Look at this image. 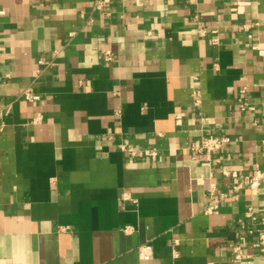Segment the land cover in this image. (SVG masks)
I'll return each instance as SVG.
<instances>
[{
  "label": "crops",
  "instance_id": "0c3cea01",
  "mask_svg": "<svg viewBox=\"0 0 264 264\" xmlns=\"http://www.w3.org/2000/svg\"><path fill=\"white\" fill-rule=\"evenodd\" d=\"M259 170L264 0H0V264H264Z\"/></svg>",
  "mask_w": 264,
  "mask_h": 264
},
{
  "label": "built area",
  "instance_id": "2783aa9c",
  "mask_svg": "<svg viewBox=\"0 0 264 264\" xmlns=\"http://www.w3.org/2000/svg\"><path fill=\"white\" fill-rule=\"evenodd\" d=\"M105 3H106L105 1L99 3L98 8H101V6ZM208 31L209 30H207V29H201L200 34L202 36H204ZM211 32L214 35L213 36V43L218 44L217 30H212ZM103 57H104V60L111 61L112 60L111 51L108 49H104L103 50ZM24 95H25L26 100L32 101V102L37 101L40 98L37 94L33 93L31 90H26ZM195 97L196 98H195L194 104H195V106L198 107V106H200V99H199L198 94H195ZM237 102H238L239 108L242 111L246 110V108L248 107V104L246 102V90L245 89L240 91ZM229 144H230V138H228L227 136L209 135V136L203 137L201 139L200 146L198 148H195V150L206 152L207 154L219 153V152L223 151L226 148V146ZM123 149L127 152H131L134 155L137 154L131 148H123ZM148 155L151 158L156 157V153L153 151L149 152ZM221 159L222 158L220 157L218 161H221ZM259 186H264V171H261V170L256 172V174L252 177H246L245 181L243 183H239L236 186H234L233 189L229 193L221 194L220 198L223 199L225 197H228L229 195H234L245 187L257 188ZM209 197H210V202L208 204L207 209L209 211L216 210L218 207L219 197L215 196L214 190L210 191ZM263 213H264V211H263ZM247 215H248V217H250L252 215V208H250L248 210ZM260 225H261V228L258 229L256 232V236H255V240H254V247L257 248V250L264 251V215H263V218L261 220ZM250 233H253V232H250ZM232 249H233V257H234L235 262H241V261L251 257L250 255L245 254V252L242 250V247L238 244L233 245ZM143 256L145 257V259H148L150 257L148 254H146V255L143 254Z\"/></svg>",
  "mask_w": 264,
  "mask_h": 264
}]
</instances>
